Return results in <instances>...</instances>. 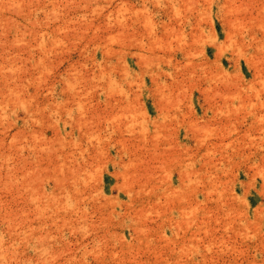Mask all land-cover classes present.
I'll return each instance as SVG.
<instances>
[{"label":"rangeland","instance_id":"rangeland-1","mask_svg":"<svg viewBox=\"0 0 264 264\" xmlns=\"http://www.w3.org/2000/svg\"><path fill=\"white\" fill-rule=\"evenodd\" d=\"M0 200V264H264V0H0Z\"/></svg>","mask_w":264,"mask_h":264},{"label":"bare ground","instance_id":"bare-ground-1","mask_svg":"<svg viewBox=\"0 0 264 264\" xmlns=\"http://www.w3.org/2000/svg\"><path fill=\"white\" fill-rule=\"evenodd\" d=\"M233 22V21H232ZM47 50V49H46ZM144 58V57H143ZM149 59V58H148ZM105 71V70H104ZM7 75H9V74H7ZM11 76V75H10ZM8 82V81H7ZM20 83V82H19ZM8 85V84H7ZM24 88V87H23ZM2 92V91H1ZM117 93V92H116ZM239 93V92H238ZM24 94V93H23ZM115 94V93H114ZM10 95V94H9ZM250 95V94H249ZM257 95V94H256ZM24 96V95H23ZM20 97V96H19ZM5 98V97H4ZM233 98V97H232ZM239 98V97H238ZM11 99H12V97H11ZM14 100V99H13ZM16 100V99H15ZM3 102V101H2ZM253 102V101H252ZM250 103V102H249ZM233 105V104H232ZM135 106V105H134ZM254 106H255V104H254ZM262 118V117H261ZM263 121V120H262ZM195 124V123H194ZM214 126V125H213ZM204 128V127H203ZM214 129V128H213ZM232 131V130H231ZM263 132V131H262ZM206 133V132H205ZM230 134H231V132H230ZM205 135V134H204ZM16 136V135H15ZM202 136V135H201ZM200 138V137H199ZM202 138V137H201ZM3 139V138H2ZM63 140V139H62ZM232 142V141H231ZM234 143V142H233ZM4 144V143H3ZM158 145V144H157ZM202 145V144H201ZM209 147V146H208ZM21 148V147H20ZM54 148V147H53ZM155 148V147H154ZM215 149V148H214ZM156 150V149H155ZM208 150V149H207ZM57 152V151H56ZM55 152V153H56ZM150 152H151V150H150ZM153 152H154V150H153ZM152 153V152H151ZM154 153H156V152H154ZM153 154V153H152ZM204 154V153H203ZM156 156H157V154H156ZM25 157H27V155L25 156ZM56 157H57V153H56ZM214 157V156H213ZM210 159V158H209ZM211 159H213V158H211ZM205 161H207V160H205ZM218 162V161H217ZM159 164V163H158ZM160 165V164H159ZM211 165V164H210ZM7 166V165H6ZM161 167V166H160ZM48 168V167H47ZM60 168H62V167H60ZM166 168V167H165ZM161 169V168H160ZM75 170V169H74ZM263 170V169H262ZM14 171V170H13ZM31 171V170H30ZM29 172V171H28ZM60 172V171H59ZM196 172V171H195ZM194 173V172H193ZM23 174H25V173H23ZM60 174V173H59ZM74 174H76V173H74ZM73 174V176H75ZM165 175V174H164ZM183 175V174H182ZM39 176V175H38ZM61 177V176H60ZM25 178H26V176H25ZM56 178V177H55ZM75 178H76V176H75ZM75 178H73V179H75ZM79 178V177H78ZM165 178H167V177H165ZM58 179V178H57ZM60 181H58V184H59V188L62 190V192H63V190H64V183L63 182H66V181H64V179L62 178V179H59ZM165 180H167V179H165ZM33 181V180H32ZM69 181V180H68ZM13 182V181H12ZM17 182H19V181H17ZM21 182V181H20ZM26 182V181H25ZM56 182H57V180H56ZM31 183V182H30ZM13 184H15V183H13ZM57 184V183H56ZM191 184V183H190ZM17 185H18V183H17ZM25 185H28V184H25ZM78 185V184H77ZM58 186V185H57ZM192 186V185H191ZM197 186V185H196ZM19 187V186H18ZM22 187V186H21ZM152 187L154 188V186L152 185ZM23 188V187H22ZM69 188V187H68ZM141 188V187H140ZM6 189V188H5ZM4 189V190H5ZM16 189H19V188H16ZM30 189V188H29ZM72 189V188H71ZM71 189H69V190H71ZM78 189V188H77ZM194 189V188H193ZM192 189V190H193ZM11 190V189H10ZM38 190V189H37ZM73 190V189H72ZM217 190V189H216ZM32 191V190H31ZM34 191V190H33ZM80 191H81V189H80ZM79 191V192H80ZM21 192H23V191H21ZM146 192V191H145ZM153 192V191H152ZM156 192V191H155ZM211 192V191H210ZM65 193H66V195L68 194V191H65ZM72 193V192H71ZM74 193V192H73ZM72 193V194H73ZM76 193H77V191H76ZM207 193V192H206ZM216 193V192H215ZM20 195H21V193H19ZM43 194V193H42ZM99 194V193H98ZM157 194V193H156ZM188 194V193H187ZM211 194V193H210ZM17 195V194H16ZM35 195V194H34ZM60 195V194H59ZM58 195V197H59V199H58V204H60L61 206L63 205L64 207H66V208H68L67 206H66V202H64V201H67V200H69V198L66 200H64V198H63V196L64 195H62V196H59ZM18 196V195H17ZM55 196V195H54ZM56 196H57V194H56ZM77 196V195H76ZM186 196V195H185ZM15 197V196H14ZM28 197V196H27ZM65 197V196H64ZM81 197L83 198V196L81 195ZM156 197V196H155ZM16 198V197H15ZM38 198V197H37ZM63 198V199H62ZM75 198V197H74ZM227 198V197H226ZM31 199V198H30ZM29 199V200H30ZM61 199V200H60ZM156 199H158V198H156ZM1 201V200H0ZM170 201H171V199H170ZM43 204V203H42ZM48 204H51V203H49L48 202ZM156 204V203H155ZM37 205V204H36ZM153 205V204H152ZM158 206H160V205H158ZM60 207V206H59ZM148 207V206H147ZM222 207V206H221ZM55 208H56V206H55ZM210 208V207H209ZM57 209H58V207H57ZM80 209H81V207H80ZM80 209H78V211L80 210ZM198 209V208H197ZM59 210V209H58ZM82 210V209H81ZM83 210H85V208L83 209ZM165 210V209H164ZM208 210V209H207ZM13 211V210H12ZM189 211V210H188ZM66 212H67V210H66ZM76 212H77V210H76ZM88 212V211H87ZM161 212V211H160ZM13 213V212H12ZM15 213V212H14ZM69 213V212H68ZM72 213V212H71ZM83 213V212H82ZM141 213H143V212H141ZM159 213V212H158ZM5 214V213H4ZM3 214V215H4ZM20 214V213H19ZM184 214V213H183ZM9 215V214H8ZM10 215H12V214H10ZM80 215H81V213H80ZM80 215H79V217H80ZM193 215V214H192ZM192 215H189V216H192ZM72 216V215H71ZM82 216V215H81ZM84 216V215H83ZM210 216H212V215H210ZM17 217V216H16ZM86 217V216H85ZM158 217H159V215H158ZM6 218V217H5ZM9 219H10V217H9ZM80 219V218H79ZM86 219V218H85ZM26 220V219H25ZM84 220V219H83ZM188 220V219H187ZM193 220V219H192ZM208 220V219H207ZM79 221V220H78ZM85 221V220H84ZM209 221V220H208ZM20 222V221H19ZM22 222V221H21ZM26 222V221H25ZM185 222H187V221H185ZM78 224H81V222H77ZM184 223V222H183ZM218 223V222H217ZM228 223V222H227ZM10 224V223H9ZM181 224V223H180ZM186 224H188V223H186ZM82 225V224H81ZM81 225L79 226V227H81ZM231 225V224H230ZM15 226V225H14ZM177 226V225H176ZM191 226V225H190ZM206 226V225H205ZM9 227V226H8ZM146 227V226H145ZM189 227V226H188ZM207 227V226H206ZM230 227V226H229ZM30 228V227H29ZM205 228V227H204ZM209 228V227H208ZM208 228H205V229H208ZM8 229V228H7ZM16 229V228H15ZM9 230V229H8ZM35 230V229H34ZM192 232H193V230H191ZM199 231V230H198ZM14 232V231H13ZM22 232V231H21ZM29 232V231H28ZM31 232V231H30ZM143 232V231H142ZM145 232V231H144ZM19 234V233H18ZM27 234H29V233H27ZM117 235V234H116ZM45 236V235H44ZM25 237L23 236V239H24ZM27 238V237H26ZM39 238V236L37 237V239ZM51 238H53V236L51 237ZM195 238V237H194ZM120 239V238H119ZM25 240V239H24ZM201 240V239H200ZM3 241V240H2ZM121 242V241H120ZM115 243V242H114ZM214 243V242H213ZM1 244V243H0ZM105 244V243H104ZM184 244V243H183ZM182 244V245H183ZM216 244V243H215ZM1 245H5V244H1ZM7 245V244H6ZM175 245V244H174ZM113 246V245H112ZM175 247V246H174ZM94 248V247H93ZM101 249V248H100ZM189 249V248H188ZM222 249V248H221ZM176 250V249H175ZM51 251V250H50ZM160 251V250H159ZM4 252V251H3ZM191 252V251H190ZM64 253V252H63ZM39 254V253H38ZM155 254V253H154ZM180 254V253H179ZM178 254V255H179ZM117 256V255H116ZM158 256V255H157ZM186 256V255H185ZM51 257V256H50ZM97 257H98V255H97ZM161 259V258H160ZM208 259V258H207ZM51 260V259H50ZM111 260V259H110ZM122 260V259H121ZM136 261V260H135ZM158 261V260H157ZM206 261V260H205ZM168 263H169V261H167ZM58 263H60V262H58ZM138 263V262H137ZM159 264V263H158ZM216 264V263H215Z\"/></svg>","mask_w":264,"mask_h":264}]
</instances>
